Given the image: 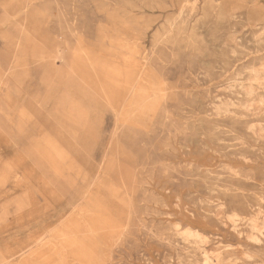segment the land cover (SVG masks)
I'll return each instance as SVG.
<instances>
[{"label":"rangeland","instance_id":"obj_1","mask_svg":"<svg viewBox=\"0 0 264 264\" xmlns=\"http://www.w3.org/2000/svg\"><path fill=\"white\" fill-rule=\"evenodd\" d=\"M0 264H264V0H0Z\"/></svg>","mask_w":264,"mask_h":264},{"label":"bare ground","instance_id":"obj_2","mask_svg":"<svg viewBox=\"0 0 264 264\" xmlns=\"http://www.w3.org/2000/svg\"><path fill=\"white\" fill-rule=\"evenodd\" d=\"M81 44V43H80Z\"/></svg>","mask_w":264,"mask_h":264}]
</instances>
